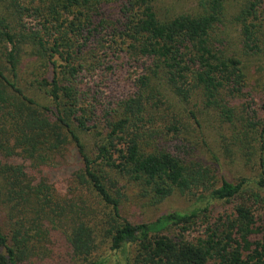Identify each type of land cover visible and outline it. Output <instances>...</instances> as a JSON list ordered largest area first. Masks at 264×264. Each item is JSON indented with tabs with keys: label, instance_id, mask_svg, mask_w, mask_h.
I'll return each mask as SVG.
<instances>
[{
	"label": "trees",
	"instance_id": "obj_1",
	"mask_svg": "<svg viewBox=\"0 0 264 264\" xmlns=\"http://www.w3.org/2000/svg\"><path fill=\"white\" fill-rule=\"evenodd\" d=\"M230 1L200 0L195 11L168 18L158 14L155 0H0V128L9 122L16 147L42 166L48 162L46 154L57 155L69 144L76 148L83 163L80 180L108 210L101 232L109 250L126 254L133 249L121 264H264V120L255 112L250 116L247 106L248 118L240 129L232 123L225 135H217L224 162H233L236 148L240 161L255 157L258 172L253 178L218 177L221 163L214 154L212 164L205 165L144 142L151 80L166 79L183 97L199 90L204 107L216 111L221 124L233 121L236 112L229 100L242 96L245 88L240 54L254 56L261 50L256 21L264 0H246L239 8V52H230L216 39ZM108 4L116 5L113 14L105 13ZM102 52L111 53L117 64L119 54L145 67L147 74L138 78L135 92L120 96L110 87L107 71L123 64L107 70ZM29 55L48 69V75L34 82L48 105L36 103L21 89L19 66ZM190 84L192 89L184 91ZM103 123L106 134L91 159L80 134ZM170 131L178 132L175 124ZM7 153L0 144V179L7 197L19 201L18 221L9 235L0 226V264H34L36 256L51 255L48 230L41 229L52 200L44 194L46 186L34 188L23 167L1 161ZM99 161L137 184L151 205L178 193L205 206L133 224L121 216L120 201L107 188ZM213 203L232 207L212 222L207 214ZM201 220L206 224L203 234L189 238L190 228ZM49 222L57 225L52 217ZM64 239L63 247L74 257L68 264L107 263L89 259L97 244L87 223L75 222Z\"/></svg>",
	"mask_w": 264,
	"mask_h": 264
},
{
	"label": "rangeland",
	"instance_id": "obj_2",
	"mask_svg": "<svg viewBox=\"0 0 264 264\" xmlns=\"http://www.w3.org/2000/svg\"><path fill=\"white\" fill-rule=\"evenodd\" d=\"M19 0L20 4H23ZM200 0H155L157 12L160 16L171 18L179 14L193 12L197 8ZM246 0H231L225 15L221 17V23L216 28V39L224 43V48L230 52H239V24L236 16L239 8ZM116 5H105V13L113 14ZM103 9V10H104ZM257 25L260 27L259 52L254 56H244L240 54L241 61L246 67L245 88L242 96L229 100L235 109L233 121L228 125L221 123L222 119L217 116L216 111L208 110L204 107L203 98L199 90H192L185 97L178 95L167 83L166 79L151 80V99L146 104L145 112V141L152 149L168 151L183 160L200 161L205 165L212 164V155L220 158L219 176H224L228 180L236 179L240 176L253 178L257 175V162L254 156H250L240 161L238 149H234L233 162H224L225 156L221 141L217 135H225L230 130L229 124L233 123L235 128L240 129L248 114L255 112L258 118L264 120V3L258 8ZM101 59H105L104 68L109 70L114 66L123 64L122 69L115 70L109 77L110 87H115L116 93L120 96L132 94L138 85V78L145 75V67L140 64H133L127 60L125 55L117 54L118 64L114 62V57L109 52H102ZM122 58V59H121ZM123 61V62H121ZM148 64L146 63V66ZM103 71V70H102ZM104 71H106L104 69ZM48 69L41 61H37L32 55L26 56L19 66L20 86L25 95L41 105H48V101L43 94L37 90L35 80L48 75ZM183 86V90H191L192 85ZM187 90V91H188ZM228 100V98H226ZM225 100V101H226ZM225 103V102H224ZM250 107L247 114L246 107ZM193 115L201 122L202 132L197 127V122ZM172 123V124H170ZM175 124L178 132L170 131ZM90 123L88 126H92ZM97 127V126H96ZM104 123L97 129L82 132L80 139L83 142L85 153L93 159L95 157V145L105 136ZM13 127L9 122L0 128V144L7 149V156L1 155V161L23 167L30 176L34 188L46 186L52 200V209L46 216L47 222L41 229L48 230L50 236V256H39L34 258V264H68L74 262V257L64 247L65 237H68L69 229L75 222L83 221L94 230L96 234L97 249L89 257L90 260L105 259L106 264H121L126 255H131L133 249H127L126 254H114L109 250L107 241L103 239L101 230L107 218L108 210L103 207L91 188L82 183L79 174L82 172L83 163L76 148L71 144L59 154H46L45 166L39 162L27 160L21 149L14 143ZM150 132H153L149 139ZM217 142L214 144V141ZM240 154L242 153L239 152ZM242 156V155H241ZM224 162V163H223ZM223 163V165H222ZM98 168L103 172L104 182L113 196L120 201L121 216L133 224L153 222L167 213H187L193 208L203 205L195 204V197L182 196L174 193L169 198L157 205H151L149 199L142 196L141 188L123 176H120L106 169L100 161ZM18 199L12 200L7 197L4 184L0 179V226L2 231L9 235L11 227L18 221ZM33 203L36 205L35 199ZM235 204V203H234ZM232 205L225 203H213L209 208L208 216L214 222L221 214L230 212ZM63 210V211H62ZM55 224L52 227L49 219ZM197 222L189 230V238H198L203 234L206 224ZM41 247V246H40ZM42 247H47L42 245ZM37 252V251H36Z\"/></svg>",
	"mask_w": 264,
	"mask_h": 264
}]
</instances>
